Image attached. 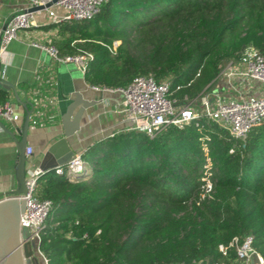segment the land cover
<instances>
[{
  "label": "trees",
  "instance_id": "16d2710c",
  "mask_svg": "<svg viewBox=\"0 0 264 264\" xmlns=\"http://www.w3.org/2000/svg\"><path fill=\"white\" fill-rule=\"evenodd\" d=\"M45 28L58 29L60 55H92L88 84L170 78L169 96L186 104L249 45L264 53V0H106L91 18ZM82 157L79 171L38 179L52 202L39 242L47 264H237L249 236L264 259V122L244 139L204 115L153 137L122 129Z\"/></svg>",
  "mask_w": 264,
  "mask_h": 264
},
{
  "label": "built area",
  "instance_id": "2783aa9c",
  "mask_svg": "<svg viewBox=\"0 0 264 264\" xmlns=\"http://www.w3.org/2000/svg\"><path fill=\"white\" fill-rule=\"evenodd\" d=\"M105 1L26 0V5L14 12L0 27V57L17 37L20 29H28L36 25L37 15L46 12L52 22L88 19L99 12ZM34 7L42 8L32 10ZM57 7L64 10L62 15L56 11ZM34 45L46 49L57 61L75 63L83 74L92 57L85 51L62 56L53 44L34 43ZM216 80L224 82L228 96L223 95L217 86L213 88V85L212 88L202 93L199 99L191 100L186 104L169 96L170 78L157 81L153 75H140L126 87H94L119 92L122 95L120 106L116 112L123 115L126 122L124 130H136L153 137L168 125L182 126L204 115L227 130L232 136L244 139L252 128L264 122V53L253 45H249L244 49L239 59H230L224 63ZM195 102H198V107L191 106V103L195 104ZM0 117L8 122L13 121L14 108L9 101L0 103ZM26 153L28 156L26 170L28 191L17 196V198H26V207L20 225L29 229L32 239L36 242V253L42 259L43 264H47L39 242L40 233L45 226L52 202L38 194V179L42 172L33 158V147L27 146ZM82 154L74 155L65 166L64 169L68 175L86 166ZM77 165L80 167L76 170L75 166ZM59 170L61 171V169ZM203 179L205 183L202 196H205L213 190V183L209 175ZM251 241L249 236L237 246L238 260L249 264L256 259L258 264H264L263 257L252 247ZM220 248L225 249L222 245ZM200 263L201 261L191 264Z\"/></svg>",
  "mask_w": 264,
  "mask_h": 264
},
{
  "label": "crops",
  "instance_id": "0c3cea01",
  "mask_svg": "<svg viewBox=\"0 0 264 264\" xmlns=\"http://www.w3.org/2000/svg\"><path fill=\"white\" fill-rule=\"evenodd\" d=\"M25 5L26 0H0V27ZM56 11L60 15L64 13L60 7ZM50 23L52 20L46 12L37 15L36 25L20 29L0 57V76L15 85L22 100L31 102L27 143L33 147V158L38 165L46 148L62 136V115L76 92L95 104L86 109L81 129L69 138L75 155L83 153L95 140L122 130L126 124L123 115L116 112L122 100L119 92L88 84L75 63L57 61L46 49L34 45L50 44L57 37V28H45ZM215 86L228 96L224 82L216 80ZM0 90L8 92V101L14 108L12 122L0 117V195L6 197L18 186L19 150L13 135L21 139L27 109L16 101L12 88L0 82ZM249 264L258 263L254 259Z\"/></svg>",
  "mask_w": 264,
  "mask_h": 264
},
{
  "label": "water",
  "instance_id": "95a60500",
  "mask_svg": "<svg viewBox=\"0 0 264 264\" xmlns=\"http://www.w3.org/2000/svg\"><path fill=\"white\" fill-rule=\"evenodd\" d=\"M40 8L42 7H34L32 10ZM0 82L7 85L8 88H12L16 101L27 109L21 139L18 140L13 135L19 150V160L16 166L18 186L10 191L8 196L3 197V195H0V264H38V258L34 254L33 249L36 246V242L32 239L29 229L20 225V220L26 207V198H17L19 194L27 193L28 191L26 184L28 156L26 150L28 146L29 121L32 113V110L28 109V105L31 102L22 100L15 85L1 76ZM94 104L95 101L85 99L80 92L75 93V97L68 104L66 111L62 115V136L46 148L38 165L42 174L50 171L61 172L72 160L75 150L70 144L69 138L81 129V120L84 112ZM76 108L78 109L74 113Z\"/></svg>",
  "mask_w": 264,
  "mask_h": 264
},
{
  "label": "flooded vegetation",
  "instance_id": "af4514ba",
  "mask_svg": "<svg viewBox=\"0 0 264 264\" xmlns=\"http://www.w3.org/2000/svg\"><path fill=\"white\" fill-rule=\"evenodd\" d=\"M34 249V254L36 255V257L38 258V264H43L42 259L39 257V255L36 253L35 247Z\"/></svg>",
  "mask_w": 264,
  "mask_h": 264
},
{
  "label": "rangeland",
  "instance_id": "374dc122",
  "mask_svg": "<svg viewBox=\"0 0 264 264\" xmlns=\"http://www.w3.org/2000/svg\"><path fill=\"white\" fill-rule=\"evenodd\" d=\"M192 107H198V102H195V104L192 105ZM237 264H241V261H239Z\"/></svg>",
  "mask_w": 264,
  "mask_h": 264
},
{
  "label": "bare ground",
  "instance_id": "6f19581e",
  "mask_svg": "<svg viewBox=\"0 0 264 264\" xmlns=\"http://www.w3.org/2000/svg\"><path fill=\"white\" fill-rule=\"evenodd\" d=\"M79 167H80V165H77V166H75V169L77 170V169H79Z\"/></svg>",
  "mask_w": 264,
  "mask_h": 264
}]
</instances>
